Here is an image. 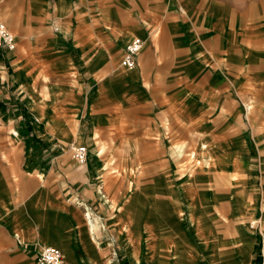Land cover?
Returning a JSON list of instances; mask_svg holds the SVG:
<instances>
[{
  "label": "crops",
  "instance_id": "0c3cea01",
  "mask_svg": "<svg viewBox=\"0 0 264 264\" xmlns=\"http://www.w3.org/2000/svg\"><path fill=\"white\" fill-rule=\"evenodd\" d=\"M227 9L217 0H0V21L10 31L44 30L40 14L69 11L71 35L47 29L34 40L38 47L29 44L28 54L0 49V99L19 103L8 118L20 124L12 136L22 147L17 182L5 184L0 173V255L10 247L35 260L43 246H54L64 264H104L83 205L96 197L90 181L99 171L87 166L84 173L73 159V167L67 166L66 142L33 110L41 101L49 117L57 121L61 115L68 143L96 144L118 120L138 145L166 150L184 134L187 144L207 147L215 165L203 174L204 191L231 189L221 179L232 173L242 188L264 187V25L236 30ZM133 37L143 47L136 67L126 70L119 63ZM175 192L170 199L177 198ZM262 233L251 237L235 229L238 242L243 235L251 239L242 264H256L258 256L264 264Z\"/></svg>",
  "mask_w": 264,
  "mask_h": 264
},
{
  "label": "rangeland",
  "instance_id": "374dc122",
  "mask_svg": "<svg viewBox=\"0 0 264 264\" xmlns=\"http://www.w3.org/2000/svg\"><path fill=\"white\" fill-rule=\"evenodd\" d=\"M217 2L227 10L231 9L233 21L237 22L236 30L250 29L252 24L264 25V0ZM219 13L214 14L217 16ZM41 15L44 30L30 28L20 32L7 28L15 37V52L22 48V52L28 54L30 43L38 47L34 40L39 36L45 37L47 29L51 34L71 36L69 11H47ZM56 18L58 23H55ZM19 41L26 47L20 46ZM14 67L12 62L6 66L10 76ZM42 79L46 81V78ZM18 104L17 100L7 102L0 99V173L5 184L17 182L20 177L17 171L21 165L19 155L22 147L19 137L12 136L16 129L20 132V124L13 116L12 120L8 118L10 107L15 112ZM40 104L33 106L34 112L46 123L47 130L66 142L62 145L67 153L66 164L73 167L70 147L74 143H68L69 131L62 123L61 115L56 117L59 122L55 121L48 116L45 101ZM248 106L241 114L245 124L248 122L246 116L250 118L251 108ZM19 107L21 110V105ZM20 112L23 115L22 110ZM110 132L107 138L97 139L96 144L85 145L88 160L85 166H79L84 173L87 166L99 171V176L90 181L96 197H91L83 205L86 206L84 214L88 211L94 224L92 233L99 243L97 247L104 257V264H242L240 260L247 253L251 239L243 235V240L238 242L235 229L242 228V232L249 236L254 231H264L261 220L264 187L242 188L240 176L232 173L226 180L221 179L222 184L231 189L204 191L203 185L199 184L205 170L210 167L215 170V165L209 164L207 147L203 148L196 142L187 144L184 134H178V142L172 143L170 149L167 144L166 150L157 149L149 142L138 145L136 137L129 139L122 133L120 120L114 122ZM246 146L247 143H243L240 148ZM251 150L256 157V148L252 146ZM241 158L244 161L245 156ZM174 191H177V198L173 200L169 193ZM253 200H257V205L247 207ZM152 210H155L154 215L148 214ZM168 210L171 213L170 229L166 227ZM236 248H241L237 256L234 253ZM0 264H37V259L9 247L5 256L0 255Z\"/></svg>",
  "mask_w": 264,
  "mask_h": 264
},
{
  "label": "built area",
  "instance_id": "2783aa9c",
  "mask_svg": "<svg viewBox=\"0 0 264 264\" xmlns=\"http://www.w3.org/2000/svg\"><path fill=\"white\" fill-rule=\"evenodd\" d=\"M16 47L15 37L7 29L6 25L0 21V49L6 52H12ZM143 40L139 37H133L124 47V52L120 60V67L126 70H133L137 65V57L142 51ZM70 155L77 166H85L88 160V151L86 146L73 144L70 147ZM36 259L38 264H64V257L61 251L56 247L43 246L40 252H37Z\"/></svg>",
  "mask_w": 264,
  "mask_h": 264
},
{
  "label": "bare ground",
  "instance_id": "6f19581e",
  "mask_svg": "<svg viewBox=\"0 0 264 264\" xmlns=\"http://www.w3.org/2000/svg\"><path fill=\"white\" fill-rule=\"evenodd\" d=\"M65 127H66V126H65ZM68 131H69V129H68ZM167 216H168V218H167L168 223H167V226H166V227H167L168 229H170L171 226H172V224H171V220H170V219H171V218H170V217H171V213H169V210H168V212H167ZM130 217H131V215H130ZM170 238H171V237H170ZM58 249H59V248H58ZM263 252H264V249H263ZM190 260H191V259H190Z\"/></svg>",
  "mask_w": 264,
  "mask_h": 264
},
{
  "label": "trees",
  "instance_id": "16d2710c",
  "mask_svg": "<svg viewBox=\"0 0 264 264\" xmlns=\"http://www.w3.org/2000/svg\"><path fill=\"white\" fill-rule=\"evenodd\" d=\"M258 235V234H257ZM258 247L256 246L255 247V249L258 251L259 249H260V235H258ZM261 258V256H258L257 258H256V264H258L259 263V259Z\"/></svg>",
  "mask_w": 264,
  "mask_h": 264
}]
</instances>
